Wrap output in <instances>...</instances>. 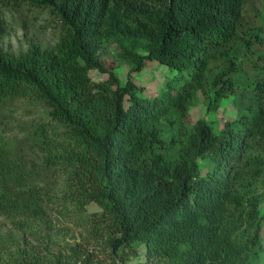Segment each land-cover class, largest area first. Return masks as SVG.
I'll use <instances>...</instances> for the list:
<instances>
[{"label":"trees","instance_id":"trees-1","mask_svg":"<svg viewBox=\"0 0 264 264\" xmlns=\"http://www.w3.org/2000/svg\"><path fill=\"white\" fill-rule=\"evenodd\" d=\"M249 2L0 0V126L20 99L47 112L13 149L40 151L37 165L13 161L0 132V219L47 223L53 206L73 209L113 264L141 246L138 264H264V28ZM29 12L51 18L53 44L26 37L9 49L4 38L14 23L27 30ZM111 42L129 66L123 83L103 58ZM149 61L175 73L152 96L133 81ZM225 102L235 114L217 119ZM200 103L216 117L190 124ZM44 249L8 264L96 260L80 242L67 255Z\"/></svg>","mask_w":264,"mask_h":264},{"label":"rangeland","instance_id":"rangeland-1","mask_svg":"<svg viewBox=\"0 0 264 264\" xmlns=\"http://www.w3.org/2000/svg\"><path fill=\"white\" fill-rule=\"evenodd\" d=\"M253 2V9L251 2L247 3V17L257 27L264 28V0H251ZM256 12V13H255ZM253 14L256 16H253ZM26 21L28 28L24 30L20 24L14 23L9 29V35L4 38V44L11 50H17L20 46L25 48V38L38 40L43 45H52L56 38V31L51 18L43 13H26ZM24 32L27 35L24 37ZM118 49L114 42L107 44L104 48L103 58L107 63L114 68L115 74L123 83L126 80L129 66L117 57ZM174 72L169 71L165 66H161L156 62L149 61L145 68L140 73L133 74V81L143 87L144 95L152 96L161 88L164 78L167 81L173 78ZM90 78L95 82H100L106 79V75L100 74L97 71H90ZM221 111L225 112L228 117L235 114V110L227 102L222 104V107L217 112V119L221 117ZM216 115H209L206 113L204 105L201 103L190 110L187 120L190 124L195 123L200 118L210 120ZM223 116V115H222ZM226 117V116H225ZM3 125L0 126V132L5 140L10 141L12 151L10 152L11 159L17 161L20 157L25 155L28 163L37 165L43 157V154L35 153L29 155L26 151L19 154V157L14 156V146L17 144V139H21L23 133L28 132L31 128H35L39 123H47V112L44 106L37 100L20 99L14 103H8L4 107L3 115L1 116ZM28 150V149H26ZM31 151V150H30ZM17 153H19L17 151ZM32 154V153H31ZM205 170L201 169V173ZM63 178V174L60 176ZM59 179V178H58ZM73 209H58L53 206L46 216L47 223L44 222H27L22 221L13 223L8 219H0V264H8V259L12 257L13 253L17 251H25L30 249L35 251V246L38 251L44 252L46 246L54 253H61L67 255L69 246L75 242H80L87 245L90 251H94L96 256L93 264H113L107 252L97 246H93L94 239L91 237L90 230H84L85 223L79 226L80 221H85V217L73 214ZM264 211V210H263ZM87 212L90 214L100 212L96 205H89ZM100 233V232H99ZM101 235V233H100ZM262 239L264 244V228L262 229ZM87 242V243H86ZM119 255L126 259V264H138L145 262L144 253L145 248L139 247L137 255L132 254L131 251L125 250ZM117 262L115 264H119ZM264 260V257L261 259Z\"/></svg>","mask_w":264,"mask_h":264}]
</instances>
